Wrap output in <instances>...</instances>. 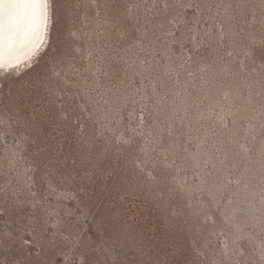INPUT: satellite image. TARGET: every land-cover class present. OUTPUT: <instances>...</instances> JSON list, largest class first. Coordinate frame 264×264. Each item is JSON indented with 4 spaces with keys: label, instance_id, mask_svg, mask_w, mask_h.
Wrapping results in <instances>:
<instances>
[{
    "label": "rangeland",
    "instance_id": "rangeland-1",
    "mask_svg": "<svg viewBox=\"0 0 264 264\" xmlns=\"http://www.w3.org/2000/svg\"><path fill=\"white\" fill-rule=\"evenodd\" d=\"M48 1L0 72V264H264V0Z\"/></svg>",
    "mask_w": 264,
    "mask_h": 264
},
{
    "label": "snow or ice",
    "instance_id": "snow-or-ice-1",
    "mask_svg": "<svg viewBox=\"0 0 264 264\" xmlns=\"http://www.w3.org/2000/svg\"><path fill=\"white\" fill-rule=\"evenodd\" d=\"M47 25L48 0H0V67L5 57L12 64L18 53L38 47L37 41H43ZM105 251L111 255L116 249L109 245ZM112 264L124 261L113 259Z\"/></svg>",
    "mask_w": 264,
    "mask_h": 264
},
{
    "label": "bare ground",
    "instance_id": "bare-ground-1",
    "mask_svg": "<svg viewBox=\"0 0 264 264\" xmlns=\"http://www.w3.org/2000/svg\"><path fill=\"white\" fill-rule=\"evenodd\" d=\"M49 1H48V25H47V30H46V34L43 36V41H37V45L38 47H33L30 50L29 49H25L24 51L20 52L17 54L16 57H14V63L9 64L7 63V57H5V63L3 65V67H0V72H2L4 69H8L9 71L11 69H15L20 67L21 65L25 64V61L29 60L30 58H34V56L39 53L44 46L46 45V41L49 38V24H50V20L51 18L49 17ZM36 58V57H35Z\"/></svg>",
    "mask_w": 264,
    "mask_h": 264
}]
</instances>
